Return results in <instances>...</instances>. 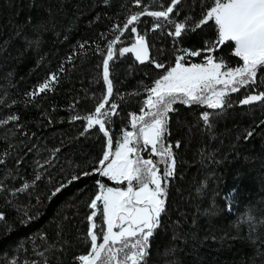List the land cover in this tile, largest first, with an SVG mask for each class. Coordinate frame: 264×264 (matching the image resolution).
<instances>
[{
	"label": "trees",
	"instance_id": "trees-1",
	"mask_svg": "<svg viewBox=\"0 0 264 264\" xmlns=\"http://www.w3.org/2000/svg\"><path fill=\"white\" fill-rule=\"evenodd\" d=\"M212 3L181 0L170 14L172 21L194 25ZM170 4L0 0V121L8 120L0 124V214L5 217L0 221V264L13 259L17 264H78L75 258L89 251L88 205L98 192L97 181L113 188L126 184L96 173L107 139L98 126L85 132L86 121L72 118L93 114L106 94L102 61L108 43L119 34L113 29L143 7L161 10ZM141 21L136 27L153 62L141 64L132 53L119 56V48L135 42L130 31L110 61L113 95L106 108L115 103L117 114L106 127L113 149L123 131H132L130 114H140L147 89L175 66L183 50L201 51L185 57L186 65L204 63L207 55L231 68L242 64L232 55L231 42L206 51V42L217 36L211 21L178 40L168 35L174 23L161 21L154 31L153 18ZM155 63L165 67L157 69ZM53 74L52 91L28 95ZM258 93H264V72H258L255 84L230 93L231 104L222 110L173 105L165 143L172 145L175 172L168 178L166 211L150 240L147 264H264V102L239 103ZM204 112L210 114L211 127L202 120ZM13 115L18 119L9 120ZM141 155L157 159L147 151ZM165 167L159 164L161 174ZM58 187L61 191L53 196Z\"/></svg>",
	"mask_w": 264,
	"mask_h": 264
},
{
	"label": "snow or ice",
	"instance_id": "snow-or-ice-1",
	"mask_svg": "<svg viewBox=\"0 0 264 264\" xmlns=\"http://www.w3.org/2000/svg\"><path fill=\"white\" fill-rule=\"evenodd\" d=\"M180 2L181 0H171V4L161 10L143 7L141 11L129 15L122 27L113 29L119 34L108 43L107 53L102 61L106 94L93 114L72 118L86 121L85 132L98 125L99 131L107 138V150L99 161L96 173L116 184L127 185L126 188H113L97 181L98 192L88 205L91 209L87 217L90 248L87 254L75 258L78 264H147L150 240L160 227L161 216L166 211L168 178L175 172L176 160L172 145L165 143L168 114L175 111L173 105L195 104L214 112L222 110L231 104L228 99L230 93L255 84L258 72H264V0H213L212 6L207 8L194 25L172 21L170 14L174 13ZM135 4L140 7L141 0H135ZM143 16L151 17L156 22L154 31L163 26L161 21L174 23V32L170 31L168 35L177 40L187 31H195L211 21L215 25L217 36L214 41L206 42V51L212 53L220 45L231 42L234 45L232 55L242 61V64L231 68L222 59L217 60L214 56L207 55L204 63L186 66L183 62L185 57L200 56L201 51L183 50V55L176 56L175 66L166 69L154 81V85L147 89V98L140 114H130L132 131L122 132L113 151V137L106 127L111 116L117 114L115 103L106 108L113 95L110 61H113L117 51L115 46L121 42L125 32L130 31L135 36V42L130 47L119 48V56L132 53L141 64L145 61L153 62L149 57L147 41L136 27L142 22ZM155 67L162 69L165 66L155 63ZM55 82L57 77L53 74L28 95L35 98L52 91ZM254 102H264V93L247 95L239 101L241 105H251ZM209 117L208 112L202 114L206 127H211ZM17 119L15 115L9 117L12 121ZM2 123H8V120L0 121ZM252 135L251 131L247 133V137ZM179 146V143L175 145L177 148ZM149 148L151 156L156 157V160L142 157L141 152L148 151ZM159 164L166 165L162 174ZM36 179L39 180L40 176L37 175ZM76 179L78 177H73V180ZM27 187L25 184L24 189ZM60 191L61 188L58 187L52 195L55 196ZM98 216L102 220L99 225L96 219ZM4 219V215L0 214V221ZM252 220L251 216L247 217V222L251 223ZM98 227L99 232L96 231ZM10 264H17V261L13 259Z\"/></svg>",
	"mask_w": 264,
	"mask_h": 264
},
{
	"label": "rangeland",
	"instance_id": "rangeland-1",
	"mask_svg": "<svg viewBox=\"0 0 264 264\" xmlns=\"http://www.w3.org/2000/svg\"><path fill=\"white\" fill-rule=\"evenodd\" d=\"M186 60H187V58H186ZM188 65H190V64H188ZM187 66V65H186ZM222 71H223V69H222ZM219 87V86H218ZM147 98V97H146ZM206 108V107H205ZM207 110H209L208 108H206ZM209 113V112H208ZM98 126V125H97ZM107 139V138H106ZM106 150H107V143H106ZM115 149H113V151H114ZM147 153H149V154H151V152H150V148H149V150L147 151ZM151 159H153V158H151ZM154 160V159H153ZM106 178V177H105ZM108 179V178H107ZM111 181V180H110ZM113 182V181H112ZM127 186V185H126ZM117 188V187H116ZM126 188V187H125ZM102 207V206H101ZM243 218H245V215H244V213H243V215H242V219Z\"/></svg>",
	"mask_w": 264,
	"mask_h": 264
}]
</instances>
